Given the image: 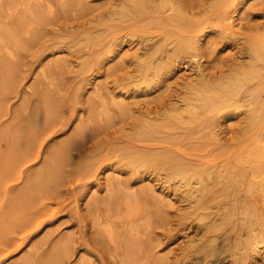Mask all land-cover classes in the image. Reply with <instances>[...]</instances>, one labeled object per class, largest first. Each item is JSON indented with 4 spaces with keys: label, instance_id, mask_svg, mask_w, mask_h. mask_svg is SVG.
Listing matches in <instances>:
<instances>
[{
    "label": "rangeland",
    "instance_id": "obj_1",
    "mask_svg": "<svg viewBox=\"0 0 264 264\" xmlns=\"http://www.w3.org/2000/svg\"><path fill=\"white\" fill-rule=\"evenodd\" d=\"M263 60L264 0H0V264H264Z\"/></svg>",
    "mask_w": 264,
    "mask_h": 264
},
{
    "label": "bare ground",
    "instance_id": "obj_2",
    "mask_svg": "<svg viewBox=\"0 0 264 264\" xmlns=\"http://www.w3.org/2000/svg\"><path fill=\"white\" fill-rule=\"evenodd\" d=\"M242 8V7H241ZM30 10V9H29ZM239 23H241V22H239ZM227 24V23H226ZM2 36V35H1ZM263 59V58H262ZM262 59H261V61H262ZM264 61V60H263ZM217 95V94H216ZM240 146V145H239ZM257 163V162H256ZM193 189V188H192ZM258 201H259V199H258ZM109 228V227H108ZM110 229V228H109ZM111 231V230H110ZM255 232V231H254ZM256 232H257V230H256ZM255 232V233H256ZM254 236H256V234L254 235ZM253 239V238H252ZM254 240V239H253ZM255 242V241H254ZM260 242V241H259ZM250 243V242H249ZM256 244H258V242L256 243ZM259 245V244H258ZM262 245V244H261ZM254 247L255 248H257V245H254Z\"/></svg>",
    "mask_w": 264,
    "mask_h": 264
}]
</instances>
